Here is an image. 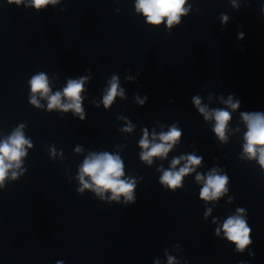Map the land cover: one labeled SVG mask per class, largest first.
Returning a JSON list of instances; mask_svg holds the SVG:
<instances>
[{
    "label": "clouds",
    "instance_id": "1",
    "mask_svg": "<svg viewBox=\"0 0 264 264\" xmlns=\"http://www.w3.org/2000/svg\"><path fill=\"white\" fill-rule=\"evenodd\" d=\"M16 3L19 5L22 3V0H9V3ZM33 4L36 7H40L45 3L51 2L55 3L56 0H32ZM184 0H138V9L142 10L148 16L149 23L159 24L162 21V18L168 17L169 26L172 23L178 22V13L183 11L182 5ZM32 91L41 92L42 94H47L48 86L46 77L43 75L36 76L31 81ZM117 85L113 83L111 91L108 96L105 97V104L110 103L116 94ZM81 91V83L76 81H70L68 87L64 90V95L70 98L73 103L63 106L65 110L67 108H74L77 112L80 109L79 103V93ZM61 94L56 93L50 97L49 108L60 106ZM36 103L35 99L32 101ZM199 104V101H196ZM238 105H232L233 108ZM204 109H201L203 112ZM216 120V133L223 139L224 129L226 123L230 119V115L226 111H217L214 113ZM207 118V117H206ZM244 119L248 122L249 131L247 133L246 139L248 141L245 146V151L251 155H254L256 152L255 145H264V117L253 114L245 115ZM180 135L179 131L173 128L168 134L161 137L162 141H174ZM27 143L24 140L23 136L17 132L11 139L10 142H5L0 144V184L3 183V180L7 174V169L12 167L11 163L6 164L5 161H18L19 158L24 155L22 151V146ZM142 146L147 148V140L141 142ZM170 144L161 143L152 145L151 150L146 152L143 156L144 159H149L152 156L165 155L169 148ZM259 162L264 166V148L259 150ZM188 165H196L200 163V160L194 156H189ZM178 160L173 161V165L178 164ZM188 165H185L184 168H181L178 173L165 172L162 177V181L167 183L169 186H176L180 184L182 175L190 171ZM82 173L89 175L95 185L103 189H110L116 195L119 194H129L132 190L133 185L125 183L120 180L119 177L122 176V164L118 158H115L111 155H102L95 157L90 160H86ZM15 175V174H13ZM200 179V177H197ZM227 182V177L213 176L210 175L206 181L205 187L202 189L201 196L205 199H212L218 196L222 190H224L225 184ZM87 187V185H85ZM129 199L131 197L129 196ZM224 229L228 238L236 242L240 249H243L245 245L250 243L248 238L249 229L246 227L245 222L239 218L229 219L224 224Z\"/></svg>",
    "mask_w": 264,
    "mask_h": 264
}]
</instances>
